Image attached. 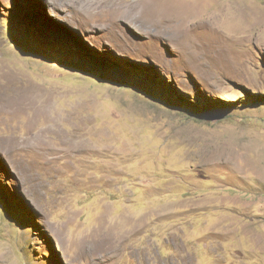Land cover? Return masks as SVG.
Returning a JSON list of instances; mask_svg holds the SVG:
<instances>
[{
  "label": "rangeland",
  "instance_id": "374dc122",
  "mask_svg": "<svg viewBox=\"0 0 264 264\" xmlns=\"http://www.w3.org/2000/svg\"><path fill=\"white\" fill-rule=\"evenodd\" d=\"M142 1L0 0V264H264V0Z\"/></svg>",
  "mask_w": 264,
  "mask_h": 264
},
{
  "label": "bare ground",
  "instance_id": "6f19581e",
  "mask_svg": "<svg viewBox=\"0 0 264 264\" xmlns=\"http://www.w3.org/2000/svg\"><path fill=\"white\" fill-rule=\"evenodd\" d=\"M141 7H142V11H143V13H145V14H147L146 16H148V20H153V18L155 17V15H159V16H161L162 18H164V17H167V21H160V23H162V27H170L169 29H171L172 27L174 28V31H176L177 29H176V27H181L180 26V24L182 23V21H184L186 18H185V16H187L188 15V11H187V13L185 14V12H186V10H187V8L189 7V5L188 6H181V7H179L178 5H177V7H178V9L179 8H181V10L180 11H177V10H175V8H173V7H170V6H167L166 4H162L161 3V0H143L142 2H141V5H140ZM190 13H191V15L188 17V18H193V16H194V14H195V11L193 10V9H191V11H190ZM183 15V16H182ZM182 18V20H181V18ZM223 21V20H222ZM148 23H149V21H148ZM217 23H218V21H217ZM223 23H225V20L223 21ZM175 33V32H174ZM178 34V33H177ZM170 35V34H169ZM176 35V34H175ZM10 85V84H9ZM6 86V85H5ZM8 89V88H7ZM12 89V88H11ZM25 94H26V97L30 94V93H32L31 92V88L30 87H28V88H25ZM35 93V92H34ZM14 94V93H13ZM49 97V96H48ZM48 97H46L47 99H48ZM25 98V97H24ZM31 98V97H30ZM43 99V98H42ZM41 99V100H42ZM10 100V99H9ZM13 100H14V98H13ZM16 100V99H15ZM36 100V99H35ZM44 100V99H43ZM17 101V100H16ZM15 101V102H16ZM40 101V100H39ZM9 102V101H8ZM18 102H19V100H18ZM17 102V103H18ZM35 102V101H34ZM37 102V101H36ZM48 102V100H44L43 101V105H45L44 103H47ZM16 103V104H17ZM11 104H12V102H11ZM10 104V105H11ZM24 104V103H23ZM9 105V106H10ZM15 105V104H14ZM37 105V104H36ZM39 105V104H38ZM23 106V105H22ZM20 107V106H19ZM42 107V106H41ZM44 108V107H43ZM12 109V108H11ZM21 109H22V107H21ZM17 110V109H16ZM40 110V109H39ZM25 111V110H24ZM43 111V110H42ZM41 111V112H42ZM10 113V112H9ZM15 113H16V111H15ZM22 113V112H21ZM37 113V112H36ZM11 114V113H10ZM20 114V113H19ZM43 114V113H42ZM41 114V115H42ZM17 116V115H16ZM34 116H35V114H34ZM36 118V117H35ZM31 120V119H30ZM84 142V141H83ZM78 146V145H77ZM81 147V146H80ZM79 149V148H78ZM131 231V230H130ZM110 235H109V233H108V235H107V237H109ZM106 237V238H107ZM115 237V236H114ZM106 238L105 237H103L102 239H99L100 241H97V243L94 245V249L96 248H98V247H100V246H105L106 245V241L108 240V239H110V237L106 240ZM106 240V241H105ZM92 250V245L91 244H86V243H83L81 246H80V248H79V250L77 251V253H78V256L79 257H84L85 255H87L88 254V252L89 251H91Z\"/></svg>",
  "mask_w": 264,
  "mask_h": 264
}]
</instances>
